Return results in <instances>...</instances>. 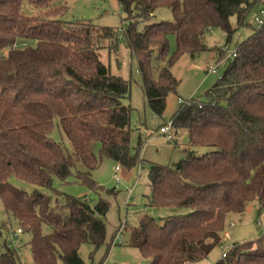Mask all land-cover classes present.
<instances>
[{
  "label": "trees",
  "instance_id": "obj_1",
  "mask_svg": "<svg viewBox=\"0 0 264 264\" xmlns=\"http://www.w3.org/2000/svg\"><path fill=\"white\" fill-rule=\"evenodd\" d=\"M118 1L145 100L158 116L179 85L171 67L180 56L208 50L206 36L212 28H220L229 42L250 11L259 14L264 4ZM26 3L35 7L34 15L26 13ZM162 7L171 9L173 19L150 23ZM66 11L67 0H0V199L30 235L36 264H86L81 245L97 249L107 238L110 203L100 198L91 205L65 195L55 188L56 179L98 192L105 189L92 171L102 157L128 169L145 163L141 152L146 139L140 135L136 146L131 143V81L113 74L101 58L103 39L115 48L118 30L64 21ZM255 17L253 33L238 45L224 74L204 96L184 102L172 118L175 132L188 133L186 155L172 164H151L147 206L186 211L161 218L147 210L140 213L131 228L132 244L149 264H194L207 258L222 241L229 213H243L254 199L264 209V24L258 25ZM76 22L82 26L76 28ZM201 149L206 152L195 154ZM11 177L46 187L53 197L21 189ZM118 235L122 243L121 229L114 237ZM2 246L0 264H22L17 249ZM223 252L214 264H264V234Z\"/></svg>",
  "mask_w": 264,
  "mask_h": 264
},
{
  "label": "rangeland",
  "instance_id": "obj_2",
  "mask_svg": "<svg viewBox=\"0 0 264 264\" xmlns=\"http://www.w3.org/2000/svg\"><path fill=\"white\" fill-rule=\"evenodd\" d=\"M25 11L28 15H34L37 11L32 4L26 3ZM257 10L252 9L246 17V23L233 33L229 42H226L224 32L220 28H212L206 36L208 50L191 55L185 53L173 64L171 71L180 81L176 91L169 92L167 104L162 116L156 115L145 100L141 75L135 58L130 54L127 46L124 30L127 21L126 14L118 0H67V11L61 17L64 21H88L98 26H108L118 31L115 32V48L109 45L108 38L103 39L104 47L101 49L102 61L110 68L113 74H117L131 81L129 102L133 107L131 113V143L136 146L139 136L146 139L141 159L145 163L133 168H124L113 159L102 157L100 166L92 171L95 181L105 190L95 192L87 185L75 182L62 183L55 180V188L61 190L65 195L78 196L87 203L94 205L100 198L110 203L106 215L107 238L105 244L95 248L90 243H84L80 247V256L86 264H149L139 249L132 244L131 228L138 223L139 215L147 210L151 216L156 218L168 215L184 213L183 208H155L147 206L150 195L149 172L152 163L163 165L172 164L186 155L185 147L188 140L187 131L184 129L175 132V139L169 140L165 134L159 133V127L171 121L180 106L192 96H204L217 80L224 74L228 64L232 60L227 54L235 51L238 45L249 38L255 28L254 16ZM256 13V14H255ZM173 15L169 8H158L150 23L162 20H172ZM232 24L236 25V17L231 18ZM75 27L82 26L77 22ZM248 24V25H246ZM115 31V30H114ZM170 52L175 50V39H170ZM226 45L225 57L221 59L222 49ZM221 61L216 72H208L207 66ZM165 64L164 61L159 63ZM57 140L61 138L54 133ZM205 150H197L195 154L201 155ZM119 166V170H116ZM10 182L28 192L39 189L49 195H53L46 187L28 183L20 178L11 177ZM107 190H114L107 192ZM53 197V196H52ZM20 227L17 221L10 216L4 208L0 199V245L8 244L17 249L22 264H36L31 251V237L24 232L22 239L12 236V230ZM123 232L122 243L115 236L117 231ZM45 233L50 232L48 226L43 228ZM227 234V235H226ZM264 234V209L261 208L259 200L254 199L246 205L243 213H229L226 219L224 236L221 243L208 255L194 264H214L222 256L223 248H228L234 243H245L260 238ZM113 240H115L113 242ZM3 247V246H2ZM59 264H65L62 260Z\"/></svg>",
  "mask_w": 264,
  "mask_h": 264
},
{
  "label": "built area",
  "instance_id": "obj_3",
  "mask_svg": "<svg viewBox=\"0 0 264 264\" xmlns=\"http://www.w3.org/2000/svg\"><path fill=\"white\" fill-rule=\"evenodd\" d=\"M255 20L257 22L258 25H262L264 24V4L262 6V8L260 9L259 14L256 15ZM224 50L226 49V45L224 46ZM229 57L234 58L237 55V51H233L231 54H227ZM221 61H218L216 64L214 65H209L207 67V71L208 72H216L217 69L220 67ZM173 128V123L172 120L167 122L165 125L160 127V132L165 134L167 136V138L169 140H173L174 138V133L171 132V129ZM119 166H117L116 170H119ZM24 234V231L21 227H18L15 232L12 230V236L18 239H22V235ZM117 238H119V235L117 236ZM222 256H225V253H222Z\"/></svg>",
  "mask_w": 264,
  "mask_h": 264
},
{
  "label": "crops",
  "instance_id": "obj_4",
  "mask_svg": "<svg viewBox=\"0 0 264 264\" xmlns=\"http://www.w3.org/2000/svg\"><path fill=\"white\" fill-rule=\"evenodd\" d=\"M221 59H223V58H221ZM220 61H222V60H220ZM207 67H208V66H207ZM158 131H159V133H161V132H160V127H159V130H158ZM161 134H163V133H161ZM187 136H188V133H187ZM187 138H188V137H187ZM173 139H175V133H174V138H173ZM187 142H188V140H187ZM186 145H187V143H186ZM184 149H186V147H185ZM183 157H184V156H183ZM226 235H227V234H226Z\"/></svg>",
  "mask_w": 264,
  "mask_h": 264
}]
</instances>
